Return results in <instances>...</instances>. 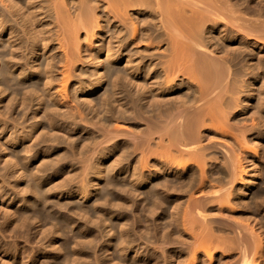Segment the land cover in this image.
<instances>
[{"label": "bare ground", "instance_id": "6f19581e", "mask_svg": "<svg viewBox=\"0 0 264 264\" xmlns=\"http://www.w3.org/2000/svg\"><path fill=\"white\" fill-rule=\"evenodd\" d=\"M0 264H264V0H0Z\"/></svg>", "mask_w": 264, "mask_h": 264}, {"label": "rangeland", "instance_id": "374dc122", "mask_svg": "<svg viewBox=\"0 0 264 264\" xmlns=\"http://www.w3.org/2000/svg\"><path fill=\"white\" fill-rule=\"evenodd\" d=\"M96 96V95H95ZM95 100H96V98H95ZM18 112H19V110H18ZM126 129V128H125ZM221 219V218H220ZM222 220H225L224 218H222ZM231 253L232 252H230L229 254L231 255ZM196 262H198V260L196 261Z\"/></svg>", "mask_w": 264, "mask_h": 264}]
</instances>
